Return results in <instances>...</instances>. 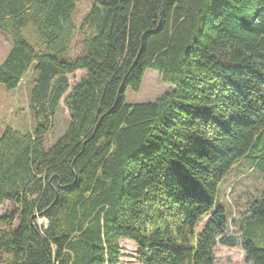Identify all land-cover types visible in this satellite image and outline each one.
I'll return each mask as SVG.
<instances>
[{
    "label": "trees",
    "instance_id": "16d2710c",
    "mask_svg": "<svg viewBox=\"0 0 264 264\" xmlns=\"http://www.w3.org/2000/svg\"><path fill=\"white\" fill-rule=\"evenodd\" d=\"M80 1L0 0V82L35 73L33 128L0 135V264H121V238L138 264H215L219 244L264 264V184L217 195L242 159L264 180V0H93L77 26ZM148 69L172 89L129 103ZM62 99L70 123L46 147Z\"/></svg>",
    "mask_w": 264,
    "mask_h": 264
},
{
    "label": "rangeland",
    "instance_id": "374dc122",
    "mask_svg": "<svg viewBox=\"0 0 264 264\" xmlns=\"http://www.w3.org/2000/svg\"><path fill=\"white\" fill-rule=\"evenodd\" d=\"M93 0H81L73 13V21L78 26L84 15L90 9ZM24 34L32 46H38L41 39L35 27L29 24L24 29ZM75 43H80L82 37L77 33L75 37ZM13 41L11 36L5 31L0 29V65L5 61L10 50L13 47ZM79 50L81 48L79 47ZM79 52L74 54V50L71 51L72 57L79 55ZM86 75L85 71H79L74 75L69 76L70 85H75L83 75ZM35 75L34 72L26 75L24 80L17 88H8L5 83L0 82V135L7 127L18 129L23 132H28L34 126V119L29 107V91L32 86V79ZM142 87L139 92H135L132 89H127L126 98L129 103H142L156 101L161 95L172 89L171 83L165 82L159 71L154 69H148L144 75ZM64 99L60 101V105L55 114V126L53 130L45 136V146L50 147L67 129L70 123V116L65 106ZM248 165L246 159L238 161L233 169L228 172L221 184L219 185V193L217 194L222 202H227L231 207L235 202L244 204L248 196L256 195L259 193L264 184L263 174L253 169ZM11 204L6 202L0 208V214L10 210ZM208 218L204 219L198 227L201 231L204 223ZM38 227L43 229L46 226V219L37 218ZM122 244V258L121 264H138L136 262V249H134L132 243L127 241H121ZM244 250L241 247H228L218 245L215 250L216 261L215 264H246V256H244Z\"/></svg>",
    "mask_w": 264,
    "mask_h": 264
},
{
    "label": "crops",
    "instance_id": "0c3cea01",
    "mask_svg": "<svg viewBox=\"0 0 264 264\" xmlns=\"http://www.w3.org/2000/svg\"><path fill=\"white\" fill-rule=\"evenodd\" d=\"M123 240L132 243L134 249H136V248H135V247H136V244H135L133 241L127 239V238H121V239H120L119 243H120L121 247H122L121 241H123Z\"/></svg>",
    "mask_w": 264,
    "mask_h": 264
},
{
    "label": "water",
    "instance_id": "95a60500",
    "mask_svg": "<svg viewBox=\"0 0 264 264\" xmlns=\"http://www.w3.org/2000/svg\"><path fill=\"white\" fill-rule=\"evenodd\" d=\"M38 217H39V215H36V214L32 217L33 228H35L37 231H38V228H36V226L38 225V223L37 222L34 223V219L38 218Z\"/></svg>",
    "mask_w": 264,
    "mask_h": 264
}]
</instances>
